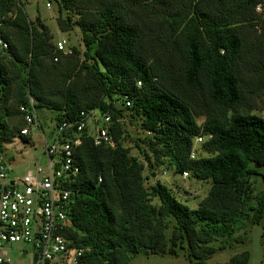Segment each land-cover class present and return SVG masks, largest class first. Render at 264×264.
Returning a JSON list of instances; mask_svg holds the SVG:
<instances>
[{
    "label": "trees",
    "instance_id": "trees-1",
    "mask_svg": "<svg viewBox=\"0 0 264 264\" xmlns=\"http://www.w3.org/2000/svg\"><path fill=\"white\" fill-rule=\"evenodd\" d=\"M28 1L0 0V143L19 136L30 100L40 129L42 111L56 126L95 110L110 117L115 142L95 145L89 126L73 135L79 172L64 183L63 234L82 250L78 264L137 255L207 264L245 235L244 221L260 223L264 118L253 111L260 103L264 113V0H52L59 30L80 33L83 50L66 52L38 15L29 20ZM131 123L142 134L128 148ZM155 166L206 182L204 198L192 208L163 183L146 188ZM249 260L242 251L222 264Z\"/></svg>",
    "mask_w": 264,
    "mask_h": 264
},
{
    "label": "built area",
    "instance_id": "built-area-1",
    "mask_svg": "<svg viewBox=\"0 0 264 264\" xmlns=\"http://www.w3.org/2000/svg\"><path fill=\"white\" fill-rule=\"evenodd\" d=\"M49 7V5H46ZM56 50L66 52L65 41H58ZM0 48L7 45L0 39ZM57 61V58H54ZM125 106H130L126 98ZM24 114L25 127L20 137H29L30 128L38 125L37 116L32 108L20 107ZM78 122L62 121L55 126V133L48 142L42 133L43 148L34 168L21 177L9 178L4 153L0 147V264H13L9 256L11 245L20 243L30 246L31 264H78L81 249L70 248V242L63 232L68 226L65 206L70 193L64 183L79 172L73 160V153L80 145L74 138L86 126L92 128L95 145L114 147L115 142L109 135L110 117L101 116L97 111L80 112ZM12 138L13 144L22 143L20 137ZM5 143L6 148L11 145ZM195 142H201L196 138ZM30 144V143H28ZM27 143L25 145H28ZM45 156L44 166L40 158ZM193 154H191V158ZM186 176L185 173H183ZM101 182V179H98Z\"/></svg>",
    "mask_w": 264,
    "mask_h": 264
},
{
    "label": "rangeland",
    "instance_id": "rangeland-1",
    "mask_svg": "<svg viewBox=\"0 0 264 264\" xmlns=\"http://www.w3.org/2000/svg\"><path fill=\"white\" fill-rule=\"evenodd\" d=\"M47 4H49V7L46 6ZM24 9L30 21H34L37 15L40 17L41 21L48 27L54 44L58 41H65L66 51H69L72 47L83 50L80 33L77 28L65 33L59 30L56 22L57 9L52 0H29L24 4ZM260 11V8L257 7L256 12L259 13ZM64 16L63 14L62 17ZM254 107H257V111H253V113L264 118V113L261 111V104L257 103ZM50 117L52 115L46 111L39 113V122L42 129L38 126H32L30 128L29 145H22L19 142L13 144L11 142V145L6 148V144L0 143L9 178L15 179L21 177L25 172L34 168V164L39 159L43 148L42 133L48 142L55 133V125L53 122H50ZM202 120L201 118H197V123L200 124ZM126 131L129 133V138L126 140L125 146L132 148L133 140L135 141L142 133L134 123H131V125L128 124ZM193 148L197 155L203 156L200 152L199 145L194 143ZM45 159V156L40 158L39 163L41 167L44 166ZM154 171L156 175L145 180L146 188L153 186L157 182L163 183L169 187L180 201H184L192 208H195L198 202L204 198L209 187L206 182L176 174L173 168L155 166ZM260 189L261 182L257 180L253 185V195L257 194ZM152 203L157 205V199H152ZM244 224L245 228H242L246 231L245 235L243 230L235 232L231 241V247L217 252L209 260L208 264H222L231 255L233 256L242 251H248L250 254L248 264H264V217L258 225H251L246 221H244ZM243 237L245 239H242ZM9 256L12 258L13 264H31L32 262L31 249L26 244L16 243L11 245ZM140 256L142 255L134 257L135 263L142 259ZM180 259L185 261L183 258Z\"/></svg>",
    "mask_w": 264,
    "mask_h": 264
},
{
    "label": "crops",
    "instance_id": "crops-1",
    "mask_svg": "<svg viewBox=\"0 0 264 264\" xmlns=\"http://www.w3.org/2000/svg\"><path fill=\"white\" fill-rule=\"evenodd\" d=\"M24 143L26 144V142H24ZM140 257L142 259H140L136 263H135V258H132L129 264H188L186 261H183L180 258H172V257H167V256H164V257H161V256H140ZM208 263H209V261L207 262V264Z\"/></svg>",
    "mask_w": 264,
    "mask_h": 264
},
{
    "label": "clouds",
    "instance_id": "clouds-1",
    "mask_svg": "<svg viewBox=\"0 0 264 264\" xmlns=\"http://www.w3.org/2000/svg\"><path fill=\"white\" fill-rule=\"evenodd\" d=\"M22 143H24L23 141H22ZM26 143H29V141H27ZM29 145V144H28Z\"/></svg>",
    "mask_w": 264,
    "mask_h": 264
},
{
    "label": "water",
    "instance_id": "water-1",
    "mask_svg": "<svg viewBox=\"0 0 264 264\" xmlns=\"http://www.w3.org/2000/svg\"><path fill=\"white\" fill-rule=\"evenodd\" d=\"M258 168V167H257Z\"/></svg>",
    "mask_w": 264,
    "mask_h": 264
}]
</instances>
